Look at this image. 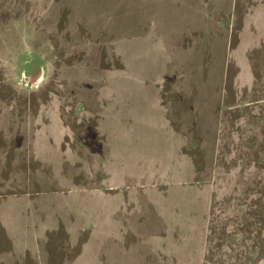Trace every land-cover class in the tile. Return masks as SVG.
Here are the masks:
<instances>
[{
	"label": "rangeland",
	"instance_id": "obj_1",
	"mask_svg": "<svg viewBox=\"0 0 264 264\" xmlns=\"http://www.w3.org/2000/svg\"><path fill=\"white\" fill-rule=\"evenodd\" d=\"M0 264H264V0H0Z\"/></svg>",
	"mask_w": 264,
	"mask_h": 264
}]
</instances>
